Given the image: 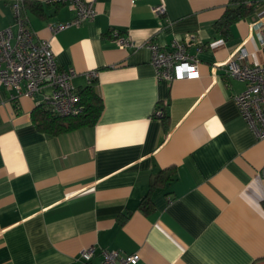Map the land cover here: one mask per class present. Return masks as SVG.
I'll use <instances>...</instances> for the list:
<instances>
[{
	"label": "crops",
	"instance_id": "1",
	"mask_svg": "<svg viewBox=\"0 0 264 264\" xmlns=\"http://www.w3.org/2000/svg\"><path fill=\"white\" fill-rule=\"evenodd\" d=\"M14 1L0 0V28L12 25ZM89 1L91 20L53 34L47 24L72 18L69 4L22 0L58 66L74 69L77 90L92 85L103 109L92 126L47 134L31 116L41 94L0 85V264H98L100 249L137 252L136 264H264V137L234 103L244 83L224 70L240 48L264 62L254 30L264 0L227 38L213 22L229 0ZM113 30L132 44L119 47ZM190 33L203 45L187 47L197 76L156 79L143 43Z\"/></svg>",
	"mask_w": 264,
	"mask_h": 264
},
{
	"label": "built area",
	"instance_id": "2",
	"mask_svg": "<svg viewBox=\"0 0 264 264\" xmlns=\"http://www.w3.org/2000/svg\"><path fill=\"white\" fill-rule=\"evenodd\" d=\"M68 3L73 16L65 22L48 23L47 28L53 34L70 26L80 25L91 20L95 15L93 2L89 0H48V2ZM258 3L262 0H249ZM13 23L0 28V85L25 93L31 97L41 94L35 105H43L59 116L77 115L82 111L78 90L72 84L75 74L73 68L61 69L54 57L49 40L38 38L30 28L24 14L22 0L12 4ZM153 11L161 15L164 6L157 5ZM15 28V29H13ZM254 30L259 45L264 50V23L254 22ZM112 37L119 47L132 44L126 36L113 30ZM190 33L184 40L171 39L161 45L152 41L143 44L150 51V62L156 79L175 80L193 78L198 74L197 59L189 54L187 47L194 44L197 51L202 43L195 41ZM197 42V43H196ZM249 53L240 48L236 55L230 57L224 65L229 77L244 83V89L233 95L234 103L240 116L246 121L254 134L264 137V62L251 63ZM95 70L86 73L89 81L96 77ZM50 92H45V88ZM156 117L164 116V108L157 105ZM95 253L94 246L84 247L80 257L87 262ZM101 260L98 264H136L140 256L137 252L122 253L116 249H100Z\"/></svg>",
	"mask_w": 264,
	"mask_h": 264
},
{
	"label": "trees",
	"instance_id": "3",
	"mask_svg": "<svg viewBox=\"0 0 264 264\" xmlns=\"http://www.w3.org/2000/svg\"><path fill=\"white\" fill-rule=\"evenodd\" d=\"M30 4L24 1V7ZM54 7L59 8L62 5L61 2H53ZM255 1L249 0H229L221 16L213 22L214 28L222 34L225 38L229 36L230 26L238 20L246 18L254 10ZM32 10L37 13H42L43 9L36 3L33 4ZM93 82V81H90ZM80 96V104L82 111L77 115L59 116L52 113L49 109L43 105H36L32 112V122L40 131L56 135L59 133L71 131L82 126H92L98 120L102 109L103 102L92 86H86L78 90ZM162 173V174H161ZM165 174L160 170L157 175L153 177L151 185L159 183L161 179H164ZM168 175L166 176V178ZM142 203L149 204V196L146 195Z\"/></svg>",
	"mask_w": 264,
	"mask_h": 264
}]
</instances>
